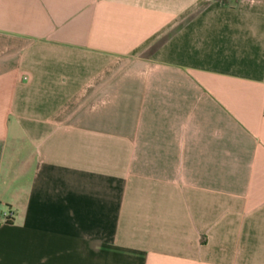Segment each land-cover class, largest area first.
Segmentation results:
<instances>
[{"label":"crops","instance_id":"obj_1","mask_svg":"<svg viewBox=\"0 0 264 264\" xmlns=\"http://www.w3.org/2000/svg\"><path fill=\"white\" fill-rule=\"evenodd\" d=\"M0 264H264V0H0Z\"/></svg>","mask_w":264,"mask_h":264},{"label":"built area","instance_id":"obj_2","mask_svg":"<svg viewBox=\"0 0 264 264\" xmlns=\"http://www.w3.org/2000/svg\"><path fill=\"white\" fill-rule=\"evenodd\" d=\"M14 219V211L7 207L6 209L0 211V223L10 222Z\"/></svg>","mask_w":264,"mask_h":264}]
</instances>
